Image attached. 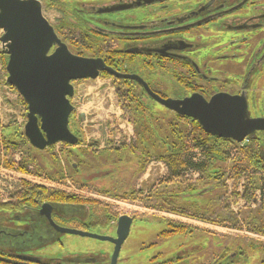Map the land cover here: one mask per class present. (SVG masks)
<instances>
[{"label": "rangeland", "instance_id": "obj_1", "mask_svg": "<svg viewBox=\"0 0 264 264\" xmlns=\"http://www.w3.org/2000/svg\"><path fill=\"white\" fill-rule=\"evenodd\" d=\"M44 13L55 28L60 26L62 13L57 8L44 5ZM59 36L76 52L78 48L80 51L87 48L83 46V34L78 29L66 28ZM214 36L218 35L214 34ZM99 49L104 54L113 52L116 49L115 43L101 46ZM75 85L78 87L76 88L77 95L83 97L82 102L79 101V96L74 99L80 102L74 118L76 119L75 122L78 123L77 126H79L77 130L80 131L86 141L85 148H83L84 150L87 149L84 167L98 170L97 174L100 175L96 178L102 179L107 177L105 172L113 171V173L111 172L113 184L119 178L117 182H120L122 187L117 189L119 190L117 192H114L110 187L107 188L111 194L107 195L98 192L104 188V184L109 185L107 182H101V180L98 181L101 183L100 185L95 183L94 187L87 190L76 186L70 180V170L64 155L70 149L68 145L58 144L50 151L49 149L39 151L30 143L16 149H8L6 146L7 137L11 135L19 140H21L20 134L22 139L25 137L27 107L17 102L19 98L17 94L8 93L9 95H7V88H4V91L0 89V102L3 104L0 105V114L4 118L5 112L11 110L13 113L11 121H15L16 126H13L15 129H11V133H9V129L8 133L7 130L4 132H2L3 129L0 130V176L4 175L8 179L6 189L11 184L13 185V191L9 198L0 195L1 203L5 204L12 201V198L21 191L23 185L30 183L47 190L95 199L118 214H136L141 218L133 226L128 240L122 247L119 264H144L154 256L158 257V261L181 256L187 264H201L207 261L209 257H213L212 255L222 252L223 249L220 247L230 244L233 240L253 246V249L244 248L249 259L243 261L242 264H260L261 254L255 248L256 245H264V233L261 232V228L264 226V200L259 189L252 193L250 201L246 199L249 181L246 177L239 179L233 175L232 160L235 156L234 153L236 154L234 150L232 157L227 162L220 161L215 166V170L221 169V174L225 173L224 177L220 179V183L217 180V171H210L204 175L200 170L192 169L189 166L179 176L172 178L166 163L160 161L159 164V161H155V159L151 160L145 171L141 173L137 168V165L140 166L138 159L133 156L134 154L130 155L129 153L125 157H121V162L116 157L114 161L111 160L115 164H119L117 167H126V172L117 173L115 168L106 167L111 165L107 164L106 161L115 155L113 152L115 148H119L125 142L131 146L137 139L135 125L129 120L130 118L124 116L119 102L118 94L121 84L118 79L113 77L112 79H104L100 76L97 80L81 81ZM83 88L87 90L89 96H84ZM6 104L10 108L6 107ZM156 111L162 115V118L158 117L157 119L156 128L160 130L163 137H170L165 125L171 122L175 116L160 106H156ZM80 113L88 116V119L82 123L79 122ZM1 122L5 124L4 120ZM91 143H99L98 148L88 149ZM190 145L193 147V142ZM77 148L83 150L81 147ZM99 154L103 155L99 156ZM184 158L186 162L192 161L195 164L205 162V158L200 157L197 150H190ZM30 159H34V162L27 163ZM59 168L61 169L59 170ZM59 171L63 173V178L60 177L59 180H52L47 175L52 172L59 173ZM107 180L110 182L109 179ZM1 181L3 182V180ZM159 181L161 185L158 184L157 186ZM217 185L223 186L224 189L212 190ZM199 191H203L201 196H189ZM226 192L230 197V212L224 208L221 200V196L223 197ZM181 212L188 214L185 216L186 218L181 216ZM227 218H237L238 222L232 220L227 223L225 222ZM168 222L192 226L194 230L164 237L163 235L173 228ZM92 233L102 237H114L115 235L113 229L105 227L95 228ZM160 235H162V239H160ZM152 244L154 245L151 246ZM113 252L114 246L108 242L74 235H63L60 241L41 249L38 253L43 257L59 260L100 255L111 261Z\"/></svg>", "mask_w": 264, "mask_h": 264}, {"label": "flooded vegetation", "instance_id": "obj_2", "mask_svg": "<svg viewBox=\"0 0 264 264\" xmlns=\"http://www.w3.org/2000/svg\"><path fill=\"white\" fill-rule=\"evenodd\" d=\"M40 1L43 8L44 5L57 8L71 26L80 27L79 31L86 35L82 39L87 48L98 49L114 42V51L131 57L127 63L133 62L122 64V68L121 62L124 59H114V67L122 74L139 76L162 98L182 100L199 94L210 100L221 93L231 96L245 94L252 118L264 119V0ZM59 24L58 28L61 27V22ZM88 40L95 42L87 44ZM147 66H162V69L153 72ZM157 80L160 83H156ZM128 81L133 84L139 97L156 103L138 82ZM76 83L74 86L78 88ZM4 88L6 86L0 84L2 91ZM75 102L80 105L78 100ZM0 105H3L2 102ZM74 117L72 118L76 120ZM79 122L82 123L80 119ZM72 126L76 129L73 124ZM257 138V151L260 161L264 163V133H259ZM158 184L161 185V182L157 186ZM88 210V218L85 220L69 221L58 216H53V220L58 226L85 232H92L98 227L110 228L115 235L109 238L116 239L122 216L131 218L130 233L141 218L136 214H118L108 206ZM0 211L14 214L2 206ZM22 211L26 210L21 209L17 213ZM192 229V226H188L184 232ZM174 230L172 228L163 236L183 233L180 231L168 234ZM60 240L61 237L58 241ZM108 243L115 250V245ZM245 247L253 249L250 244L233 240L220 247L222 252L212 255L201 264H242L249 259ZM255 249L260 251V264H264V245H256ZM39 251L13 255L0 252V264H72V261L81 264L111 263L108 258L100 255L59 260L43 257ZM157 259L154 256L144 264H187L181 256L163 261Z\"/></svg>", "mask_w": 264, "mask_h": 264}, {"label": "water", "instance_id": "obj_3", "mask_svg": "<svg viewBox=\"0 0 264 264\" xmlns=\"http://www.w3.org/2000/svg\"><path fill=\"white\" fill-rule=\"evenodd\" d=\"M0 45L8 58L5 70H0V80L5 82L9 93L15 92L27 105L25 137L39 151L58 144L78 146L79 138L70 128L71 118L78 112L74 83L97 80L103 73L118 80L138 82L160 107L198 122L212 137L242 144L247 139L256 140L259 133H264V119L252 118L245 94L221 93L210 100L199 94L182 100L164 99L139 76L122 74L102 58L72 53L45 16L40 0H0ZM86 119L87 116L80 113L81 122ZM60 208L51 203L44 204L38 214L31 217L35 224L26 232L18 230L17 233L0 220V245L35 252L42 247L37 241L46 248L63 235H74L113 243L115 250L110 264H118L122 245L130 233L132 221L129 216L120 218L115 239L58 226L53 214Z\"/></svg>", "mask_w": 264, "mask_h": 264}, {"label": "trees", "instance_id": "obj_4", "mask_svg": "<svg viewBox=\"0 0 264 264\" xmlns=\"http://www.w3.org/2000/svg\"><path fill=\"white\" fill-rule=\"evenodd\" d=\"M75 28L78 30H81L80 27L70 25L68 23V19L64 17L62 14L61 19V28H55L57 34L63 33V30L66 28ZM58 34V35H59ZM60 37V36H59ZM83 39L86 37V35L83 34ZM91 39H94L93 37H90ZM63 40V39H62ZM64 43L65 40H63ZM95 40H88L86 41L87 44H93ZM67 44V43H66ZM70 51L78 56H84V57H90V58H102L106 62V64L114 69V59H124V61L121 62L122 64H133V62H129L130 58L128 55L117 53L116 51L104 54L101 49H90V48H84L83 52L78 49L77 52L74 48H72L70 45L67 44ZM83 46H87L85 43ZM98 50V52H96ZM94 51V52H92ZM142 57V56H141ZM7 56L2 50H0V66L3 70H5L7 65ZM136 63V62H135ZM162 67V66H161ZM160 67V68H161ZM123 68V66H122ZM148 69L152 70L153 72L155 70H160L159 67H153V66H147ZM162 69V68H161ZM117 70V69H116ZM104 79H112L111 76H109L106 73H103L101 75ZM121 85H119V102L122 106V110L125 117L130 118L129 120L132 121L136 128V136L137 139L131 146L128 145L126 142L120 146L119 148H115L113 152L115 155H113L109 160H107V164H111L110 166H106L109 169H114L116 172H126V167L119 166V164L114 161V158L118 159L119 162L122 161L121 157H125L127 153L134 154L133 156L138 159L140 166L137 165V168L141 173H143L148 165V163L155 159V161H164L166 165L169 167L170 174L172 178H176L180 175V173L186 169L188 166L192 169H198L200 170L204 175H207L210 171H217V180L218 183L221 182L220 179L224 177L225 173L221 174L220 170H215V166H217L218 162L223 161L227 162L230 157H232L233 150L236 152L234 153V159L233 161V175L237 178H243L246 177L249 181V187L247 189L246 196L247 200H251V195L253 192H255L257 189L261 190L262 197L264 200V163L260 161V157L257 151V139L252 140L248 139V142L244 144V146L239 145L238 143L233 142L232 140H226V139H220L217 137H212L204 132V130L201 128V126L198 124V122L187 118L183 116H179L175 113L173 115L175 116L174 119L171 122H168L165 126L167 127L168 134L170 137H163L160 133V130L156 128V123L158 122V117L162 118V115L156 111L155 106H159L158 104L154 103L153 101H148L147 99H143L137 95V92L128 80H118ZM158 81V82H157ZM156 83H160L159 80H157ZM0 84L5 85V82H0ZM162 85V83H161ZM13 90V89H11ZM15 93V92H14ZM16 94V93H15ZM17 102L21 103L22 105L26 106L25 102L18 98ZM165 110V109H164ZM167 111V110H166ZM169 112V111H167ZM74 117V115L72 116ZM160 118V120H161ZM72 124L76 127V129H73V126L71 124V130L72 132L79 138V144L77 147H81L82 149L85 148L84 145L86 144V141L83 139L84 137L78 131V124L75 122L73 118ZM3 125V126H2ZM13 126H16L15 121H11L8 126L5 124H2L0 119V130L2 132L8 129L10 130L9 133H11V129H15ZM191 128V130H189ZM21 140L15 138L14 136H9L6 138V146L8 149L10 148H17L22 145H29V141L24 137L22 139L21 134L19 135ZM164 138V139H163ZM193 142L194 146L191 147L190 143ZM166 143V144H165ZM189 143V145H188ZM99 143H91L89 144L88 149L93 150L98 148ZM70 147V146H69ZM71 148L64 153L65 158L68 163V168L70 170V180L78 186L81 189L87 190L91 187L95 186V183L100 185L101 183L98 182L101 180V182H107L109 185L104 184L102 190H99L98 192H101L103 194L111 195L108 192V189L114 190V192H117L121 186L119 181V178H117V181L113 184V171L108 170L105 172L106 178H96L98 177L97 171L93 169H87L84 167L86 163V150H81L80 148ZM49 151L53 149V147L48 148ZM47 150V149H46ZM88 150V151H90ZM197 150L199 151L200 157L202 156L203 159L205 158L204 163L195 164L192 161L186 162L185 161V154L187 152H190ZM97 151V150H96ZM107 153V152H106ZM105 154V153H104ZM98 155V154H95ZM103 154H99V156H102ZM191 155V154H190ZM111 156V155H110ZM108 156V157H110ZM75 160V161H74ZM113 160V161H111ZM148 161V162H147ZM34 162V159H30L27 161V163ZM61 168H59L60 170ZM89 171V172H88ZM101 171V170H100ZM99 173V172H98ZM97 174V176H96ZM48 177L52 180H59L60 177L63 176L62 171H59V173H51L50 175L47 174ZM118 175L116 174V177ZM115 177V175H114ZM115 177V178H116ZM63 178V177H62ZM61 179V178H60ZM110 182H108V180ZM112 185V188H111ZM125 189V187H123ZM217 189H224L223 186L217 185L216 187L212 188V190ZM203 191H199L196 193H200ZM203 194V193H202ZM202 194H190L189 196H201ZM131 197L133 195L131 194ZM221 200L223 201L224 208L230 212V197L228 196V192H226L223 197L221 196ZM51 203L56 207H62L58 209L53 216H58V218L63 220H69V221H81L88 218L89 210L93 208L103 207L105 206L101 204L100 202L96 201L95 199L85 198L83 196L74 195V194H66L64 192L56 191V190H47L43 187L32 185V184H24L21 191L18 192L13 198L12 201L8 203H1L0 206L2 208H6L9 211L14 212V214L11 213H3V211H0V220L3 224L7 225V228H12L13 230L17 231L20 230V232H26L29 231L31 228L30 226L35 224V221L31 220V217L38 214L41 207L46 204ZM70 206H76L79 207L78 209H72ZM26 210L22 211V213H17L19 210ZM183 209V208H182ZM264 209V207H263ZM262 209V210H263ZM95 210V209H94ZM185 210V209H184ZM98 210H96L97 212ZM182 215L186 216L188 215L185 212H181ZM229 214V213H228ZM15 217H18V220H15ZM83 218V219H80ZM238 222V219H232L227 218L225 222L230 223L231 221ZM175 225L178 224H172L171 226L175 229L174 231L168 233H178V232H184L188 226L179 224L175 227ZM261 232L264 233V226L261 228ZM38 245L42 246L43 243L37 241ZM23 248V247H21ZM40 249V250H41ZM0 252L4 253L6 255H13L15 253H31L26 251H19L16 249H11L10 247H4L0 245Z\"/></svg>", "mask_w": 264, "mask_h": 264}, {"label": "built area", "instance_id": "obj_5", "mask_svg": "<svg viewBox=\"0 0 264 264\" xmlns=\"http://www.w3.org/2000/svg\"><path fill=\"white\" fill-rule=\"evenodd\" d=\"M17 122H18V120H17ZM246 142H248V139L244 143L239 144V145L244 146V144ZM198 153H199V151H198ZM194 162H196V160H194ZM1 180H3V182ZM7 183H8V179L6 177H4V175L0 176V195H4L5 198H9L10 193L13 191V187H12L13 185L11 183H9V184H11L9 186V188L6 189Z\"/></svg>", "mask_w": 264, "mask_h": 264}, {"label": "crops", "instance_id": "obj_6", "mask_svg": "<svg viewBox=\"0 0 264 264\" xmlns=\"http://www.w3.org/2000/svg\"><path fill=\"white\" fill-rule=\"evenodd\" d=\"M0 70H1V66H0ZM86 91L87 90L83 88L84 96H89ZM6 93H7V95H9L8 94L9 92H8L7 89H6ZM78 96L80 97V100H83L82 96H80V95H78ZM14 101H16V98H14ZM6 107L10 108L9 106H7V104H6ZM12 115H13L12 111L11 110L10 111L7 110L5 112V114H4V118H2V115L0 114V119L4 120L5 125H7V123H9L12 120V117H13ZM87 119H88V116H87ZM91 124H93V123H91Z\"/></svg>", "mask_w": 264, "mask_h": 264}]
</instances>
